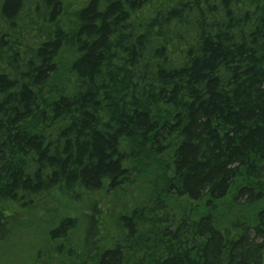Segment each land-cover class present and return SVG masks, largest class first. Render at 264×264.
I'll return each mask as SVG.
<instances>
[{
	"label": "trees",
	"instance_id": "16d2710c",
	"mask_svg": "<svg viewBox=\"0 0 264 264\" xmlns=\"http://www.w3.org/2000/svg\"><path fill=\"white\" fill-rule=\"evenodd\" d=\"M264 264V0H0V264Z\"/></svg>",
	"mask_w": 264,
	"mask_h": 264
},
{
	"label": "rangeland",
	"instance_id": "374dc122",
	"mask_svg": "<svg viewBox=\"0 0 264 264\" xmlns=\"http://www.w3.org/2000/svg\"><path fill=\"white\" fill-rule=\"evenodd\" d=\"M58 264H64V263H58ZM65 264H69V262L68 263H65Z\"/></svg>",
	"mask_w": 264,
	"mask_h": 264
}]
</instances>
